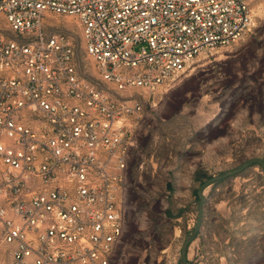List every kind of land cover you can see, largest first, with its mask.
Masks as SVG:
<instances>
[{
    "label": "built area",
    "instance_id": "obj_1",
    "mask_svg": "<svg viewBox=\"0 0 264 264\" xmlns=\"http://www.w3.org/2000/svg\"><path fill=\"white\" fill-rule=\"evenodd\" d=\"M48 13L77 19L99 79ZM254 17L248 0H0V235L15 264H118L143 110L124 93L170 84Z\"/></svg>",
    "mask_w": 264,
    "mask_h": 264
},
{
    "label": "rangeland",
    "instance_id": "obj_2",
    "mask_svg": "<svg viewBox=\"0 0 264 264\" xmlns=\"http://www.w3.org/2000/svg\"><path fill=\"white\" fill-rule=\"evenodd\" d=\"M248 1L255 24L243 38L199 54L183 75L152 93H124L143 110L129 130L138 146L129 162L118 264H180L199 214V187L250 159L264 162V0ZM45 24L76 37L81 71L99 79L77 19L48 13ZM203 197L187 264H264V167L253 163L217 180ZM0 264H15L1 235Z\"/></svg>",
    "mask_w": 264,
    "mask_h": 264
},
{
    "label": "water",
    "instance_id": "obj_3",
    "mask_svg": "<svg viewBox=\"0 0 264 264\" xmlns=\"http://www.w3.org/2000/svg\"><path fill=\"white\" fill-rule=\"evenodd\" d=\"M253 163H258L259 165H261L262 167H264V162L260 159V158H254V159H250L244 163H242L240 166H238L237 168L233 169L232 171L226 172V173H222L220 175H217L215 177H212L210 179H208L207 181H205L198 189V195L200 197V205H199V214H198V218H197V222L195 224V227L189 232V234L187 235L182 248H181V261L180 264H187V255H186V250L189 247V245L196 239L200 227H201V220H202V204L204 202V197H203V191L206 189V187H208L210 184H212L213 182L223 179L225 177L231 176L241 170H243L244 168H246L247 166L253 164Z\"/></svg>",
    "mask_w": 264,
    "mask_h": 264
}]
</instances>
